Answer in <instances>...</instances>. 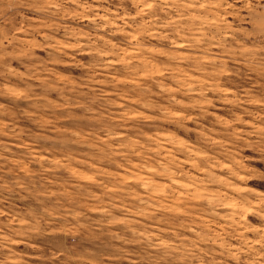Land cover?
<instances>
[{"label":"rangeland","instance_id":"rangeland-1","mask_svg":"<svg viewBox=\"0 0 264 264\" xmlns=\"http://www.w3.org/2000/svg\"><path fill=\"white\" fill-rule=\"evenodd\" d=\"M0 264H264V0H0Z\"/></svg>","mask_w":264,"mask_h":264}]
</instances>
